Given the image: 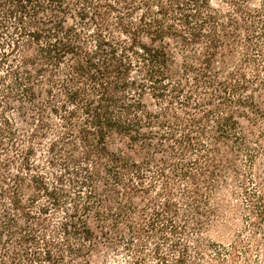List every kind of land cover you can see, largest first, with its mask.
<instances>
[{
    "label": "trees",
    "instance_id": "obj_1",
    "mask_svg": "<svg viewBox=\"0 0 264 264\" xmlns=\"http://www.w3.org/2000/svg\"><path fill=\"white\" fill-rule=\"evenodd\" d=\"M104 248L264 264V0H0V264Z\"/></svg>",
    "mask_w": 264,
    "mask_h": 264
},
{
    "label": "rangeland",
    "instance_id": "obj_2",
    "mask_svg": "<svg viewBox=\"0 0 264 264\" xmlns=\"http://www.w3.org/2000/svg\"><path fill=\"white\" fill-rule=\"evenodd\" d=\"M118 144V141H116L115 143L111 144V147H115ZM203 237L214 240V241H222V242H226L227 239L225 237H221L218 236L213 229L207 230L205 233L202 234ZM98 257H100L101 259L105 260H110L111 264L116 262L117 259H119V256L115 253L114 250L110 249V248H104L102 251H100V253H98Z\"/></svg>",
    "mask_w": 264,
    "mask_h": 264
}]
</instances>
